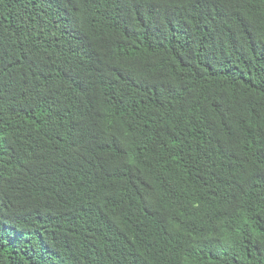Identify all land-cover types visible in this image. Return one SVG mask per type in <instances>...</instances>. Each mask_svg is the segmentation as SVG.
Listing matches in <instances>:
<instances>
[{"label": "trees", "instance_id": "1", "mask_svg": "<svg viewBox=\"0 0 264 264\" xmlns=\"http://www.w3.org/2000/svg\"><path fill=\"white\" fill-rule=\"evenodd\" d=\"M0 264H264V0H0Z\"/></svg>", "mask_w": 264, "mask_h": 264}]
</instances>
